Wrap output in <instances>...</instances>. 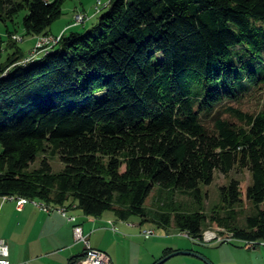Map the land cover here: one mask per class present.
Returning a JSON list of instances; mask_svg holds the SVG:
<instances>
[{
  "label": "trees",
  "instance_id": "1",
  "mask_svg": "<svg viewBox=\"0 0 264 264\" xmlns=\"http://www.w3.org/2000/svg\"><path fill=\"white\" fill-rule=\"evenodd\" d=\"M64 1L0 0V19L26 11V36H51ZM94 19L26 65L8 30L15 52L3 63L0 46V197L144 224L155 190L198 204L217 173L248 170L251 185L233 181L222 199L233 207L246 196L256 212L234 238L264 242V103L258 113L239 108L264 89V0H111ZM160 218L171 226L170 214ZM205 221L200 212L175 217L195 239Z\"/></svg>",
  "mask_w": 264,
  "mask_h": 264
},
{
  "label": "rangeland",
  "instance_id": "2",
  "mask_svg": "<svg viewBox=\"0 0 264 264\" xmlns=\"http://www.w3.org/2000/svg\"><path fill=\"white\" fill-rule=\"evenodd\" d=\"M12 1L22 2V0ZM109 3L110 0H65L63 4V16L52 25L50 29L51 36H56L53 34H57L63 29H65L64 32L68 31L67 33L73 31L71 28L75 22V16L79 14L87 16L88 20L85 24L74 28V30L82 32L86 29H91L93 24L97 23V19H94L92 22L90 20L100 10L108 6ZM27 14L28 12L26 11L21 12L14 18V22L8 20L5 23L0 19V46H2L1 55L3 63H6L8 57L15 52V49L7 46V41L10 39L7 33L9 29L14 31L12 40L26 54H29L30 48L34 45L35 38L36 40L39 38L26 36L23 20ZM263 103L264 89L246 98L239 108L244 112L258 113ZM2 153L3 147L0 145V155ZM41 161L42 157H39L37 162L32 166V169L39 168ZM50 163L55 173H60L65 169V165L59 157L50 158ZM233 181L241 182L245 190L251 185L252 176L248 170L241 169H236L228 176L217 173L212 185L201 187L203 200L198 204L187 196L172 193L162 195L157 189L152 193L147 202L149 218L146 223L142 224L140 217L133 216L127 221L131 225L127 231L121 230V233L99 231V227H109L108 218L116 220L113 212H107L98 220H94L93 218L94 222H90L85 226L86 234H89L90 230L93 231L90 237L91 246L94 249H98L100 246L102 249L106 248V251L115 258L117 264H159L167 257L166 254L170 251H173L172 253L191 251L199 254L211 264H264V242L254 245L255 243L248 244L243 240L234 238V228H244L247 218L255 214L256 208L247 200L245 195L243 196V201L233 207L223 202L222 188L229 187ZM73 205L75 204L72 203L71 206ZM28 209L38 214L39 219H36V217L33 218L35 220L27 218L32 224L40 221L45 216L43 215L44 213L31 204L28 206ZM180 212H200L205 217L206 221L201 238L195 239L188 232H183L176 227L175 217ZM156 214L159 216H156ZM166 214L171 215L170 227H165L163 223L160 224L162 222L160 216H165ZM73 216L80 222L90 219L81 210H78L76 215ZM62 218L64 222H68L67 219ZM27 219H21V213L17 210L16 202H7L1 207L0 201V237L4 235L7 238L5 243L13 246L17 254H21L22 250L19 245H25L28 240H32L40 234H37L33 227L27 225ZM93 223L95 224V228L97 227L96 231L94 228H91V224ZM116 226L121 229L120 225L117 224ZM118 227L117 230H119ZM151 229L155 231V236L149 239L145 238L143 232ZM31 232L32 237L30 238ZM53 260L47 259L34 264H56ZM164 264L207 263L198 257L179 255Z\"/></svg>",
  "mask_w": 264,
  "mask_h": 264
},
{
  "label": "crops",
  "instance_id": "3",
  "mask_svg": "<svg viewBox=\"0 0 264 264\" xmlns=\"http://www.w3.org/2000/svg\"><path fill=\"white\" fill-rule=\"evenodd\" d=\"M91 19V18H90ZM94 21V18L90 20V22ZM74 28H71V30ZM65 29H63L61 32L57 34H53L56 36H60L61 34L67 33L68 31L64 32ZM36 38L34 40V45L30 48L29 52L33 49L35 46ZM28 55V53H25V56ZM5 205V204H4ZM29 205H26L22 211L18 212L21 213V219H27L32 218V220H35L33 218H38V214L35 211L28 209ZM3 207V206H2ZM78 209H75L71 212L72 215H76ZM43 213V212H42ZM41 213V214H42ZM45 215L42 217L40 221H36V223L32 224V222H29L27 219V225L29 227H33L35 229V232L40 233L37 237H35L32 240H28L27 243L23 246L19 245V247L22 248L21 254L16 253V249H14L13 246H10L9 244L5 243V240L7 238L2 235L0 238L1 242H4L9 246L10 249V257L9 261L11 264H34L37 262H41L44 260H50L54 259L53 261L56 264H70L71 259L81 257L84 254V247L82 244H79L76 242V239L74 237L73 233V223L64 222L62 220L63 218L59 214H53V215ZM90 219L83 220L82 222L78 221L77 224L81 225L84 233L86 234L85 226L89 224L90 222H94L93 218L89 217ZM102 218V217H101ZM113 218H108L107 222L109 227H103L98 228L99 231H105V232H113L111 229L110 222H113L114 224H118L121 226V229H119V233L122 231H127L130 229L127 225V221H122ZM97 226V225H96ZM91 228H94L95 231L97 230V227L95 228V224H91ZM90 228V229H91ZM33 231V229H32ZM93 231L90 230L89 234H86L89 237L92 235ZM115 233V232H114ZM44 235V236H43ZM29 237H32V232L30 233ZM45 237V238H43ZM106 253V248H101V246L98 248ZM109 254V253H108ZM110 255V254H109ZM113 264H117L116 260L113 256H111Z\"/></svg>",
  "mask_w": 264,
  "mask_h": 264
},
{
  "label": "built area",
  "instance_id": "4",
  "mask_svg": "<svg viewBox=\"0 0 264 264\" xmlns=\"http://www.w3.org/2000/svg\"><path fill=\"white\" fill-rule=\"evenodd\" d=\"M87 20H88V17L85 15H82V14L76 15L74 25L78 26L81 24H85ZM61 38H62V35L58 37L48 36V41H44L39 45L38 48H34V50L30 52L27 55V57L22 60V65L23 64L26 65L28 61L40 58L42 55L49 52V50L53 49L60 42ZM0 201H1V207H2L7 202H10V197H5L4 199H0ZM30 204L47 215L59 214L60 216L67 219L69 223L74 224L73 233H74L76 242L84 246V255L77 264H113L112 259L108 253L102 250L94 249L91 246L89 237L84 233L82 226L77 224V218L75 216H73L72 214H64V210L63 212H53L52 210H50V208H43L34 203L26 202V200H18L17 209L19 211H22L26 205H30ZM110 225H111V229L113 232L119 233V230H117V226L113 222H110ZM154 236L155 234L144 236V237L149 239ZM9 257H10L9 246L5 244L4 242L0 241V264H11L9 261Z\"/></svg>",
  "mask_w": 264,
  "mask_h": 264
},
{
  "label": "bare ground",
  "instance_id": "5",
  "mask_svg": "<svg viewBox=\"0 0 264 264\" xmlns=\"http://www.w3.org/2000/svg\"><path fill=\"white\" fill-rule=\"evenodd\" d=\"M21 41H23V40H21ZM44 41H48V36H40L39 38H37V40H36V44H35V46H34V48H38L39 47V45L42 43V42H44ZM34 48L30 51V52H32L33 50H34ZM53 49H51V50H49V52L50 51H52ZM29 52V53H30ZM46 54H49L48 52L46 53ZM37 59H39V58H37ZM37 59H33V60H31V61H28L27 62V64L28 63H32V62H34L35 60H37ZM18 64H21L22 65V61L21 62H19ZM5 197H0V199H4ZM18 200H26V202H29V203H34V204H36V205H38V206H41V207H43V208H50V210H52L53 212H63V210H64V214H70V211L71 210H69V208L68 207H66V206H57V207H52V206H49V205H47V204H45V203H43V202H40V201H37V200H29V199H26V198H17V197H14V196H12V197H10V202H16L17 203V205H18ZM76 206H74V208H75ZM73 209V208H72ZM127 225H129V224H127ZM130 226V225H129ZM154 234H156L155 233V231L154 230H145L144 232H143V235L144 236H148V235H154ZM214 236V235H213Z\"/></svg>",
  "mask_w": 264,
  "mask_h": 264
},
{
  "label": "water",
  "instance_id": "6",
  "mask_svg": "<svg viewBox=\"0 0 264 264\" xmlns=\"http://www.w3.org/2000/svg\"><path fill=\"white\" fill-rule=\"evenodd\" d=\"M179 255H187V256L198 257V258L204 260L207 264H211L208 260H206L205 258H203L202 256H200L199 254L194 253V252H191V251L171 253V254L168 255L166 258H164L159 264H164V263H166L168 260L172 259L173 257L179 256Z\"/></svg>",
  "mask_w": 264,
  "mask_h": 264
}]
</instances>
